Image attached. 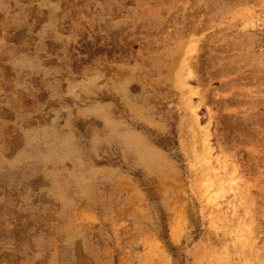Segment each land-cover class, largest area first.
<instances>
[{
  "label": "rangeland",
  "instance_id": "1",
  "mask_svg": "<svg viewBox=\"0 0 264 264\" xmlns=\"http://www.w3.org/2000/svg\"><path fill=\"white\" fill-rule=\"evenodd\" d=\"M0 264H264V0H0Z\"/></svg>",
  "mask_w": 264,
  "mask_h": 264
}]
</instances>
